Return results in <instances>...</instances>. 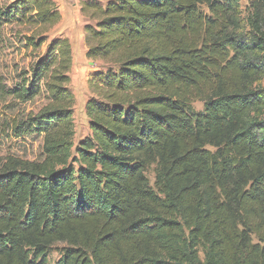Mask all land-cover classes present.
<instances>
[{
  "label": "trees",
  "instance_id": "obj_1",
  "mask_svg": "<svg viewBox=\"0 0 264 264\" xmlns=\"http://www.w3.org/2000/svg\"><path fill=\"white\" fill-rule=\"evenodd\" d=\"M81 11L108 66L89 79L90 137L75 145L68 39L16 89L0 76V103L49 101L13 129L42 134L44 159L0 163V264H49L60 243L57 264H264V0L246 18L239 0ZM61 20L52 0H3L0 44L15 25L40 50Z\"/></svg>",
  "mask_w": 264,
  "mask_h": 264
},
{
  "label": "rangeland",
  "instance_id": "obj_2",
  "mask_svg": "<svg viewBox=\"0 0 264 264\" xmlns=\"http://www.w3.org/2000/svg\"><path fill=\"white\" fill-rule=\"evenodd\" d=\"M54 1V0H52ZM88 0H55L62 14L61 22L52 28L43 37H47V43L40 49L27 46V38L33 35V31L26 27H5L0 44V76L9 89H16L23 80L30 78L23 73L31 74V67L40 61L46 60L49 45L59 39H68L72 45L73 67L70 72V90L75 96L73 107V119L75 128V145L78 146L83 140L91 136L90 120L86 113V106L92 94L89 90V79L94 75L105 72L108 66L101 61L91 60L87 57L88 45L86 43V28L96 25L88 19L82 11L81 4ZM106 6L109 0H90ZM243 18L248 16L249 0H239ZM0 1V3H2ZM264 91V78L260 85ZM49 101L44 91L32 102L18 103L8 99L7 103H0L6 129L0 136V163L8 157H15L26 161L39 162L44 159L43 145L44 136L31 132L22 138H18L13 132L16 123L27 121L47 106ZM204 111V104L196 102L192 105V113ZM148 177L154 185L155 174L150 171ZM64 244H57L48 255L49 264H57L61 258V249Z\"/></svg>",
  "mask_w": 264,
  "mask_h": 264
},
{
  "label": "crops",
  "instance_id": "obj_3",
  "mask_svg": "<svg viewBox=\"0 0 264 264\" xmlns=\"http://www.w3.org/2000/svg\"><path fill=\"white\" fill-rule=\"evenodd\" d=\"M55 1V0H54Z\"/></svg>",
  "mask_w": 264,
  "mask_h": 264
}]
</instances>
